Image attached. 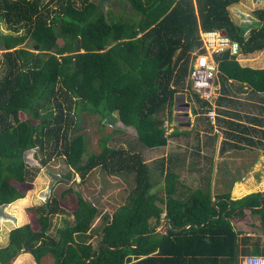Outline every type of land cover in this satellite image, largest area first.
<instances>
[{
	"label": "trees",
	"instance_id": "trees-1",
	"mask_svg": "<svg viewBox=\"0 0 264 264\" xmlns=\"http://www.w3.org/2000/svg\"><path fill=\"white\" fill-rule=\"evenodd\" d=\"M117 1L128 9L118 16L104 12L108 0H0V23L10 32L0 35V208L26 204L21 187L33 182L38 170L27 164L31 151L41 167L62 158L71 170L66 181L77 174L83 182L100 168L108 176L130 178L133 186L127 203L110 213H100L80 194L71 205V188L27 208L31 222L20 227L25 217L18 209L14 224L8 221L16 228L0 248V264H14L23 254L37 264L46 256L52 264H240L247 256L264 259V192L248 194L238 183L235 197L241 198L229 201V193L211 195V176L205 189L182 191L179 176L168 171L165 196L159 197L152 193L150 170L141 155L110 147L111 133L102 124L119 121L135 130L143 146L164 148L170 138L189 135L177 130L167 135L165 126L173 121L177 95L184 93L192 104L193 126L203 120L211 136L218 124L220 153L229 146L264 148L262 119L242 117L225 106L235 105L228 97L229 82L255 95L264 93V69L241 66L228 52L218 55L221 93L215 104L194 94L189 82L193 54L204 53L200 31H223L244 56L262 51L264 7L253 12L256 25L247 30L229 13L241 0ZM211 111L216 112L214 124L207 115ZM90 119L97 120L101 133L96 151H91L83 127ZM210 162L212 168V158ZM66 207L73 223L52 235V218L66 214ZM98 217L101 225L94 228ZM163 220L170 228L165 225L156 233ZM247 221L245 227L259 236L241 228Z\"/></svg>",
	"mask_w": 264,
	"mask_h": 264
},
{
	"label": "rangeland",
	"instance_id": "rangeland-1",
	"mask_svg": "<svg viewBox=\"0 0 264 264\" xmlns=\"http://www.w3.org/2000/svg\"><path fill=\"white\" fill-rule=\"evenodd\" d=\"M43 1L46 2L48 0ZM263 7L264 0H241L238 4L229 8V13L236 25L249 30L256 25L253 12ZM103 9L104 12L108 10L113 11L116 16L122 13L120 11L123 10L120 2L117 0H108ZM123 11L127 12L128 9L125 8ZM8 34L10 32L5 25L0 23V35ZM243 56L240 54L236 57V60L242 66L250 65L253 68L264 69V49L255 54ZM2 69V52L0 51V72ZM218 81L216 77L215 84L217 83L218 90L215 92L214 100L211 101L212 104H215L216 100L220 97L221 91L219 90ZM227 86L231 92L228 97L233 99L235 104L239 103L236 106L239 108L238 111H240L242 117L246 116L247 107L245 104L250 101L248 98L255 94L251 93L247 87H242L237 83L229 82ZM257 96L255 101L264 102V96ZM186 99L187 96L184 93L177 95L176 106L172 115L173 121H167L165 126L167 127V135L177 130L188 132L189 135L187 137H181L177 140L170 138L166 147L149 149L137 141L134 129L123 126L119 121L116 124L113 122L111 124L102 122L104 131L111 133L108 145L141 155L150 170L153 184L152 193L159 195V197L165 196L164 175L168 171H174L179 176L182 191L188 192L198 188L205 189L207 179L212 174L210 159H214V157H216V166L212 185L213 193H229L231 199H236L235 190L238 183L249 190L248 194L264 192V148L243 146L242 149H236L229 146L225 152L220 153V140L223 134L218 124L215 122L211 136L205 133L206 129L202 124L203 120L197 127L193 126L192 104ZM225 106L232 109L231 106ZM96 124V119H90L83 126L86 129L91 151H96L97 139L101 135L96 129ZM197 131H199V136L197 135ZM215 133H218L216 140L213 138ZM34 155L35 151L26 154V161L29 167L38 168L33 182L21 187L25 192L26 204L18 206L17 209L14 207L0 208V248L6 246L8 234L15 227L8 223V221L14 224L21 214L17 212L18 209L22 211V216L25 218L16 227L31 222L26 212L27 208L44 205L53 194L57 193L56 195H59L65 189H73V193L69 195L71 205L74 206L76 204V194H80L90 205L96 207L100 213L114 212L117 208L127 203V197L133 187L130 178H126L125 180L120 177H111L103 172L102 169L96 168L87 175L83 182L80 181L77 174L72 175L71 180L66 181L65 176L71 170L62 158L54 159L46 166L41 167L35 160ZM64 210L66 214L52 218V235H56L57 230L73 223L70 208L66 207ZM247 223L248 221L241 224V228L244 227L246 233L251 234V236H259L257 231L245 227ZM100 225L101 222L98 217L95 219L93 227H99ZM261 241L262 245H264V237H261ZM22 256L14 264H37L30 255L23 254ZM42 264H52V258L50 256L44 257Z\"/></svg>",
	"mask_w": 264,
	"mask_h": 264
},
{
	"label": "built area",
	"instance_id": "built-area-1",
	"mask_svg": "<svg viewBox=\"0 0 264 264\" xmlns=\"http://www.w3.org/2000/svg\"><path fill=\"white\" fill-rule=\"evenodd\" d=\"M200 38L204 53L193 54L189 82L194 94L202 100L211 102L218 90L215 84L218 63L215 58L225 52H228L230 56L237 57L240 55V48L238 43L232 41L223 31H200ZM207 115L214 124L215 112L211 111ZM240 264H264V259L259 256H247L242 259Z\"/></svg>",
	"mask_w": 264,
	"mask_h": 264
},
{
	"label": "crops",
	"instance_id": "crops-1",
	"mask_svg": "<svg viewBox=\"0 0 264 264\" xmlns=\"http://www.w3.org/2000/svg\"><path fill=\"white\" fill-rule=\"evenodd\" d=\"M243 57H245V56H243ZM246 67L253 68L250 65H246ZM253 69H258V68H253ZM259 95H261L262 97L264 96L263 93L262 94H259ZM257 97L258 96L256 94V95L251 96L250 98H248V100H250V101L245 104L246 107H247L246 108L247 111H246L245 115H246L247 118L248 117H258V118L262 119V121L264 122V102H262V101H260V102L259 101H255V99H257ZM237 105H239V103L235 104L234 105V108H232V109L229 108V107L228 108L227 107H222V108H224V109L227 108L231 112H237V113H239L240 111H238L239 108L236 107ZM245 121H247V120H245ZM193 124H194V121H193ZM261 129L264 130V124L261 127ZM243 196H245V195H243ZM14 228H16V227H14Z\"/></svg>",
	"mask_w": 264,
	"mask_h": 264
},
{
	"label": "water",
	"instance_id": "water-1",
	"mask_svg": "<svg viewBox=\"0 0 264 264\" xmlns=\"http://www.w3.org/2000/svg\"><path fill=\"white\" fill-rule=\"evenodd\" d=\"M187 105H188V104H187ZM217 143H218V140H217ZM215 166H216V157H214V159H213L212 174H211V180H210V183H211V186H210L211 195H212V185H213V182H214ZM239 198H241V197H239ZM239 198H236V199H239ZM262 198H263V195L260 196V200H262ZM236 199H231V198H230L229 201L236 200ZM217 201H218V200H216L215 202H217ZM215 202L213 203V205L215 204ZM216 218H218V217H216ZM165 225H166L168 228H170V224H169V222H168L167 220H163V221H162V224H161V227L156 231V233L161 232ZM189 226H190V225H187V226L183 227L182 229H178V230H175V231H181V230L187 229V228H189ZM101 245H102V243H99V244L97 245V254L100 253V249H99V247H100ZM86 262H87V261H86Z\"/></svg>",
	"mask_w": 264,
	"mask_h": 264
},
{
	"label": "bare ground",
	"instance_id": "bare-ground-1",
	"mask_svg": "<svg viewBox=\"0 0 264 264\" xmlns=\"http://www.w3.org/2000/svg\"><path fill=\"white\" fill-rule=\"evenodd\" d=\"M104 261V260H103ZM112 263V262H111ZM98 264V263H97ZM123 264V263H122Z\"/></svg>",
	"mask_w": 264,
	"mask_h": 264
},
{
	"label": "clouds",
	"instance_id": "clouds-1",
	"mask_svg": "<svg viewBox=\"0 0 264 264\" xmlns=\"http://www.w3.org/2000/svg\"><path fill=\"white\" fill-rule=\"evenodd\" d=\"M241 54V53H240Z\"/></svg>",
	"mask_w": 264,
	"mask_h": 264
}]
</instances>
